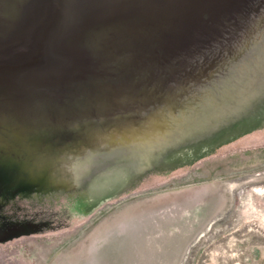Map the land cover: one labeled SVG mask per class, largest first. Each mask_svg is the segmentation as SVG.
Returning a JSON list of instances; mask_svg holds the SVG:
<instances>
[{
	"label": "rangeland",
	"instance_id": "obj_1",
	"mask_svg": "<svg viewBox=\"0 0 264 264\" xmlns=\"http://www.w3.org/2000/svg\"><path fill=\"white\" fill-rule=\"evenodd\" d=\"M143 41L82 113L42 129L0 105V264H264V0H203Z\"/></svg>",
	"mask_w": 264,
	"mask_h": 264
},
{
	"label": "water",
	"instance_id": "obj_2",
	"mask_svg": "<svg viewBox=\"0 0 264 264\" xmlns=\"http://www.w3.org/2000/svg\"><path fill=\"white\" fill-rule=\"evenodd\" d=\"M202 1L0 0V105L34 126L40 123L35 117L41 121L50 112H84L97 102V88L104 92L112 86L115 66L131 64L119 57L133 56L153 31L186 18ZM245 19H229V34L213 33L210 44L236 41ZM52 125L58 132L47 138L64 141L61 134L71 140L77 130L95 124Z\"/></svg>",
	"mask_w": 264,
	"mask_h": 264
}]
</instances>
